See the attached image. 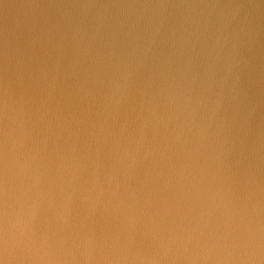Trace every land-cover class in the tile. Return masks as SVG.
Listing matches in <instances>:
<instances>
[{
	"label": "water",
	"instance_id": "water-1",
	"mask_svg": "<svg viewBox=\"0 0 264 264\" xmlns=\"http://www.w3.org/2000/svg\"><path fill=\"white\" fill-rule=\"evenodd\" d=\"M0 264H264V0H0Z\"/></svg>",
	"mask_w": 264,
	"mask_h": 264
}]
</instances>
